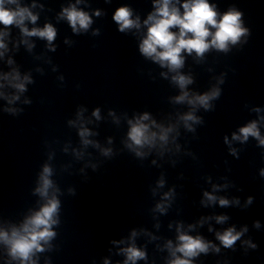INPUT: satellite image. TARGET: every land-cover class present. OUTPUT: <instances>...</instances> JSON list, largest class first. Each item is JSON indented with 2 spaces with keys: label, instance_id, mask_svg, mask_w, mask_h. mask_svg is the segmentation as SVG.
Here are the masks:
<instances>
[{
  "label": "water",
  "instance_id": "95a60500",
  "mask_svg": "<svg viewBox=\"0 0 264 264\" xmlns=\"http://www.w3.org/2000/svg\"><path fill=\"white\" fill-rule=\"evenodd\" d=\"M183 3L176 5L181 12ZM209 3L220 14L230 7L241 11L249 35L227 53L210 49L202 58L183 53L179 72L193 80L186 87L190 96L221 90L205 110L176 103L181 94L172 80L176 73L139 51L154 0H19L37 16L34 24L25 21L29 30L47 24L56 30L49 45L9 26L0 49V230L10 234L46 203L36 191L45 165L52 170L49 196L60 202L52 226L56 235L33 257L37 264H124L123 249L130 246L145 252L135 264H168L173 257L167 244L179 243L178 226L219 248L210 247L193 264H264V145L253 136L233 139L253 121L264 137V0ZM73 5L91 17L87 30L74 32L61 16ZM122 6L132 9L133 19L139 17V29L119 31L113 15ZM14 72L21 80L30 78L25 91L3 78ZM13 95L19 99L9 103L5 96ZM145 112L151 131L173 130L167 143L157 139L139 157L127 147L128 121ZM188 112L200 120L189 121L194 131L181 120ZM82 128L92 143H83ZM104 149H110L108 155ZM205 192L217 200L207 201ZM166 193L171 195L165 198ZM219 198L230 204L222 207ZM218 216L227 219L217 223ZM230 227L248 231L225 248L216 234ZM0 264H20L2 242Z\"/></svg>",
  "mask_w": 264,
  "mask_h": 264
},
{
  "label": "clouds",
  "instance_id": "9594fccd",
  "mask_svg": "<svg viewBox=\"0 0 264 264\" xmlns=\"http://www.w3.org/2000/svg\"><path fill=\"white\" fill-rule=\"evenodd\" d=\"M79 2L80 0H77V3ZM178 3L179 0H175V2L174 0H154L155 11L150 13L143 22L147 27V33L139 44V51L144 57L151 58L161 67H167L169 71L176 73L172 80L181 90V94L174 98L176 103L187 102L193 108L199 105L208 110L210 107L209 101L218 98L221 90L213 88L204 94L190 96L188 91H186V87L193 83V80L191 76H185L179 72L185 63L183 53L188 55L195 53L198 58H202L210 49L227 53L230 45L239 44L242 37L249 35V29L243 26V13L235 7H230L227 12L220 14L216 5L210 4L209 0H184L181 5L183 12H181L180 8L176 6ZM11 5L15 7H10ZM95 14L99 16L100 12L97 11ZM61 16L68 20L74 32H79L81 29L87 30L92 23L88 13L77 9L74 5L65 8ZM113 19L119 25L121 33L132 28L139 29L141 27L139 17L133 19L132 9L128 6L118 8L113 15ZM36 20L37 16L28 7H22L19 4V0H0V25H3L5 29L0 31V49L5 48L3 37L7 35L6 30L9 26L13 25L19 27L24 36H37L46 39L51 45V42L56 37V30L52 25L47 24L43 29L33 28L31 30L25 26V21H30L34 24ZM173 29L178 31H173ZM24 42L27 43L26 40ZM3 78L19 92L26 90L25 82H31L28 76L21 80L17 72H14L11 76L5 75ZM220 83H223L222 79ZM0 87H3V85L0 84ZM3 95L4 93L0 92V96ZM5 99L12 103L18 100L19 96H5ZM6 111L15 112L16 110L6 109ZM93 115L99 119V109H96ZM149 120L150 116L145 112L135 121H128L130 125L128 132L130 143L127 144V147L132 149L136 156L139 157L145 155L141 149L145 148V146L148 148L155 147L157 139L167 143L168 133L173 130L171 127L163 128L156 125V127H160L158 134L151 131L149 123H145V121ZM181 120L189 131H194L189 121L200 122L199 118L194 116L192 112L183 115ZM151 124L155 125V121H151ZM239 131V135L233 134L234 140L246 141L249 136H253L259 141L260 145H264V137H261L256 121L247 124ZM79 135L83 138L85 145L92 143L87 139L90 135L87 128H82ZM224 140L225 143H229L227 137ZM232 151L235 154V150ZM109 152L110 149L103 150L104 155H108ZM51 171L48 165L44 166L40 175V187L36 189L46 199V203L41 206L39 211L26 218L20 228H13L10 234L0 230V242L8 247L9 256L13 260H18L20 264H37L33 257L36 253L45 251L44 245H48L50 240L56 235L52 231V226L57 223L55 217L59 210L60 202L55 194L49 196V189L53 188V183L49 179ZM261 176H264V170L261 171ZM160 183L162 185L163 181ZM170 195V193H166L165 198ZM204 196L209 202L217 200V197L209 192H205ZM252 202L253 197L249 196L247 203L251 204ZM235 203L238 204L239 201L236 200ZM219 204L222 207L228 206L230 201L225 198H219ZM157 209L160 212L165 211L163 205L158 204ZM226 219V216L216 217L217 223H223ZM189 227L192 226L190 225ZM255 227H259L258 221L255 223ZM247 231V227L240 232H237L234 227H230L223 233L218 232L216 237L225 248H232L235 242ZM177 232L179 243L175 247H173L171 241L167 244L173 257V259L168 261V264H193V258L198 257L201 253L207 254L210 247L219 252V248L211 244V242L205 241L201 236H190L180 231L179 226ZM132 235L135 236L136 233L133 232ZM246 243L253 249L257 247L250 241ZM123 251L127 257L124 264H129V262L135 264L137 260L145 258V252L135 246H130L123 249ZM177 253L180 255H177ZM105 264H107V261H105Z\"/></svg>",
  "mask_w": 264,
  "mask_h": 264
}]
</instances>
